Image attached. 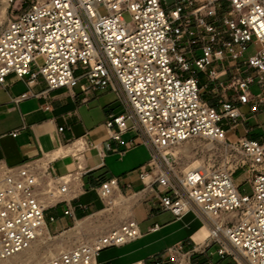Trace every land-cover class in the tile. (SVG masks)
<instances>
[{"label":"built area","instance_id":"built-area-1","mask_svg":"<svg viewBox=\"0 0 264 264\" xmlns=\"http://www.w3.org/2000/svg\"><path fill=\"white\" fill-rule=\"evenodd\" d=\"M3 6L0 86L16 73L41 76L49 89L115 91L125 112L110 115L105 126L115 141L127 129L140 132L151 149L140 177L159 197L160 208L178 219L192 211L202 220L210 230L203 252L218 244L217 253L237 264H264V141L229 142L221 122L236 124L243 114L231 100L220 110L212 107L200 86L234 89L241 104L251 103L252 113L264 104V0H175L171 6L165 0H0V10ZM32 67L37 72L31 73ZM195 138L221 145L214 152L226 160L180 174L172 151ZM71 146L76 159L94 147L86 136ZM81 169L57 176L45 159L0 164V261L29 249L56 221L48 211L67 202ZM238 171L246 175L250 194L236 185ZM98 192L106 210L125 199L117 178L103 182ZM65 215H72V208ZM141 236L128 214L92 240L66 245L39 264H100L102 250ZM180 252L170 248L165 258L189 264V259L178 261Z\"/></svg>","mask_w":264,"mask_h":264},{"label":"crops","instance_id":"crops-1","mask_svg":"<svg viewBox=\"0 0 264 264\" xmlns=\"http://www.w3.org/2000/svg\"><path fill=\"white\" fill-rule=\"evenodd\" d=\"M37 70L32 67L31 73ZM202 81L205 82L204 77ZM200 86L202 98L212 107L220 110L223 101L231 100L243 114L236 124L226 119L221 122L227 133L233 131L230 140L227 138L229 142L241 138L264 141V119H261L264 104L252 113L251 103L241 104L234 89H224L218 83H200ZM124 112L123 102L111 89L92 94H86L80 86L49 89L41 76L20 78L10 73L0 86V164L16 167L45 159L51 161L57 176L75 173L78 166L82 168L78 171L80 179L71 183L67 202L57 203L48 211L49 216L56 217L52 228L48 224V229L54 231L104 212L107 206L98 189L103 182L117 178L125 199L116 200V205L126 207L137 220L142 236L102 250L98 256L100 264H177L165 258V253L173 247L181 248L176 255L179 262L189 259V264H237L231 256L217 253L218 244L203 252L208 236L199 239L204 224L194 212L178 219L160 208L159 197L146 189L148 180L140 177L151 159V149L143 142L140 132L127 129L121 134V141H115L105 126L110 115ZM60 127H64L61 132ZM15 131L17 135L13 134ZM83 136L94 147L78 154L76 159L71 143ZM234 180L238 187L243 184L245 190L246 184L250 187L245 174L236 173ZM69 208L72 215H65Z\"/></svg>","mask_w":264,"mask_h":264},{"label":"rangeland","instance_id":"rangeland-1","mask_svg":"<svg viewBox=\"0 0 264 264\" xmlns=\"http://www.w3.org/2000/svg\"><path fill=\"white\" fill-rule=\"evenodd\" d=\"M166 6H171L175 0H165ZM26 6H24L25 8ZM1 15V14H0ZM0 18V30L5 26V21ZM253 53V49L249 50V54ZM39 63H42V60L39 59ZM253 93H257L259 90L257 86L253 85L251 87ZM261 119H264V114L261 116ZM233 135V131L227 133V138H230ZM181 152L175 154V150L172 152L176 155V170L178 173H183L185 168L189 167L195 160H200L201 165L207 167H218L222 165L226 158L224 155L214 152L217 148H221V145L217 143H212L211 141L205 140L203 138H195L189 141H186L178 146ZM242 174L241 171L237 172V176ZM241 191L244 189V184L240 187ZM246 191L248 194L251 193L250 187L248 184L245 185ZM120 205H115L112 208H108L102 213L94 215L92 217H86L82 220H78L80 224L78 225L75 222L72 226L61 230L54 231L52 230V223L49 222L51 227L48 230L50 234V239L38 245L34 252L38 253L36 258H29L30 253L25 254L16 259H11V261H0V264H18L24 262V264H37L42 259H45L48 251L52 253H59L66 245L73 244L77 241H90L95 238L97 235L105 232L112 226H116L125 219L129 214V211ZM51 248V249H50ZM103 256L100 257L102 259ZM23 260V261H22Z\"/></svg>","mask_w":264,"mask_h":264},{"label":"bare ground","instance_id":"bare-ground-1","mask_svg":"<svg viewBox=\"0 0 264 264\" xmlns=\"http://www.w3.org/2000/svg\"><path fill=\"white\" fill-rule=\"evenodd\" d=\"M6 8H7V6H3L2 8H1V10H0V14L4 17V18H7V15H6ZM173 150H175V154H178L179 152H181L182 150H180L179 149V147L177 146L176 148H174ZM183 152V151H182ZM202 163H201V161L200 160H195L189 167H187V168H185V170H184V172H187L189 169H191V168H195V167H198V166H200ZM118 203H122V201L120 202V201H117ZM125 203V202H124ZM127 204V203H126ZM126 208V207H125ZM77 224L79 225L80 224V222L78 221L77 222ZM209 235H210V230L208 229V227L207 226H204V229H202L201 231H200V233H199V235H198V237H199V239H203V238H205V237H209ZM48 239H50V234L48 233V230H47V228H44L43 229V231L40 233V235H39V237L34 241V243L32 244V246L29 248V249H27V250H25V251H23V252H21V253H19V254H17V255H15L14 257H12V258H10V259H8V260H5V261H11V259H16V258H19V257H21V256H24L25 254H27V253H30V255H28V257L29 258H36L37 257V254L38 253H36V252H34L35 251V249L38 247V245L39 244H41V246H42V244L44 243V242H46ZM51 249V248H50ZM64 249V248H63ZM62 249V250H63ZM61 250V251H62ZM60 251V252H61ZM59 252V253H60ZM59 253H57V254H55V253H52L51 251H48L47 252V255L45 256V257H47V258H45V259H42L41 261H39L37 264H39V263H41L42 261H44V260H46V259H49V258H52V257H55L56 255H58ZM33 260V259H32ZM23 261V260H22ZM18 264H24V262H22V263H18Z\"/></svg>","mask_w":264,"mask_h":264}]
</instances>
